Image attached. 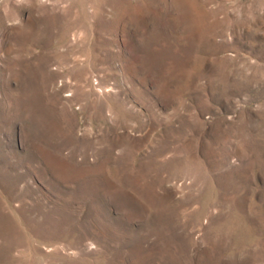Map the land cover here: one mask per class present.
Listing matches in <instances>:
<instances>
[{"label": "rangeland", "instance_id": "1", "mask_svg": "<svg viewBox=\"0 0 264 264\" xmlns=\"http://www.w3.org/2000/svg\"><path fill=\"white\" fill-rule=\"evenodd\" d=\"M0 264H264V0H0Z\"/></svg>", "mask_w": 264, "mask_h": 264}]
</instances>
